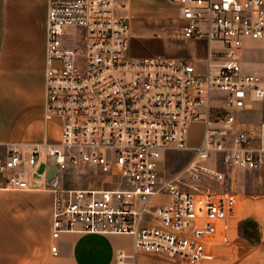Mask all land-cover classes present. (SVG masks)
<instances>
[{
	"label": "built area",
	"instance_id": "1",
	"mask_svg": "<svg viewBox=\"0 0 264 264\" xmlns=\"http://www.w3.org/2000/svg\"><path fill=\"white\" fill-rule=\"evenodd\" d=\"M170 1L182 38L206 43L204 67L132 55L131 25L116 0H47L46 116L61 119L60 138L44 143L43 162L41 144L0 143V188L52 191L54 240L65 231L126 234L135 253L202 261L218 222L206 182H224L225 169L264 170V122L246 128L239 117L264 99L263 76L243 61L248 41L264 38V0ZM194 123L204 124L200 145L166 177L163 153L189 149ZM77 167L123 185L65 188Z\"/></svg>",
	"mask_w": 264,
	"mask_h": 264
},
{
	"label": "crops",
	"instance_id": "2",
	"mask_svg": "<svg viewBox=\"0 0 264 264\" xmlns=\"http://www.w3.org/2000/svg\"><path fill=\"white\" fill-rule=\"evenodd\" d=\"M121 1L136 5L139 0ZM151 1L157 6L156 17L163 23L169 22L165 7L159 0ZM130 15L135 19L141 14L131 11ZM178 21L181 33L183 20L179 15ZM130 25L134 37L135 30ZM46 36L47 0H0V143L44 144L60 138L61 119L46 116ZM182 46L203 47L205 61V42L188 40ZM245 54L263 59L262 67H248L246 62L244 66L249 72L261 73L264 81V38L248 43ZM243 111L240 118L243 127L263 123L264 99H253ZM11 114H16L19 121L3 124L1 119ZM53 120L57 122L55 138L50 135ZM225 172L224 182L218 185H214L216 181L206 182L215 197L216 225L222 234L217 245L206 248L204 262L264 264V170L233 168ZM226 180L229 182L224 185ZM9 191L0 188V264H118L121 253L127 255V264H138L141 257L151 259L153 264L154 255L180 258L144 251L135 253L133 237L126 234L65 231L54 240L51 236L54 193L35 189L29 197L32 199L15 200ZM49 195H52L50 203ZM54 244L57 254L51 250Z\"/></svg>",
	"mask_w": 264,
	"mask_h": 264
},
{
	"label": "rangeland",
	"instance_id": "3",
	"mask_svg": "<svg viewBox=\"0 0 264 264\" xmlns=\"http://www.w3.org/2000/svg\"><path fill=\"white\" fill-rule=\"evenodd\" d=\"M118 12L127 15L128 20L133 24L135 30V36H130L131 54L134 56H154L158 54L168 55L175 58H188L197 63L199 66L204 67L203 58L205 57V49L201 46L183 48V42H188L186 39H182L180 36V24L178 21V6L172 3L170 0H159V4H162L169 17V22L163 23L156 17L158 12L157 6H155L151 0H139L136 5H131L129 1L122 2L116 0ZM131 11L141 14L140 18H133L130 14ZM254 40H249L248 43H253ZM201 58V59H200ZM199 59V60H198ZM244 63L248 67L257 68L262 67L263 59L259 56H253L250 54H244ZM202 67V68H203ZM261 74V73H260ZM262 75V74H261ZM244 111L240 112L239 117L243 118ZM3 124H12L19 121V117L16 114L11 116L6 115L1 119ZM56 120L52 121L50 127V135L53 138L57 135V128L55 127ZM57 123V122H56ZM204 133L203 123H194L189 127L188 142L189 149L179 150L174 147L168 148L163 153V169L166 177H170L178 173L183 167H185L194 156V149L198 147L202 141ZM59 142V139H55L53 143ZM61 147V146H60ZM41 161H47L49 148L45 144H41ZM27 147V152H29ZM26 168H29L26 163ZM224 170V168H221ZM227 180L230 181L229 178ZM224 185L227 184V181ZM215 182V181H212ZM215 182L214 185H218ZM122 182L117 177H112L110 174H104L96 169L87 167L71 168V171L64 177L65 188H80V189H100V188H115L122 187ZM12 192L13 199L25 200L29 198L32 190H17L9 189ZM35 190V189H34ZM52 201V195H49V203ZM221 227V226H220ZM222 230L221 228H215L211 241L208 242L206 248L211 249L213 245H217V240L220 238ZM232 245V244H231ZM221 244H218L220 247ZM225 246V245H223ZM230 246V245H229ZM217 247V246H216ZM233 247V246H231ZM153 264H205L204 260L198 262H191L183 258H171L164 255H154ZM138 264H151L149 258H139Z\"/></svg>",
	"mask_w": 264,
	"mask_h": 264
},
{
	"label": "water",
	"instance_id": "4",
	"mask_svg": "<svg viewBox=\"0 0 264 264\" xmlns=\"http://www.w3.org/2000/svg\"><path fill=\"white\" fill-rule=\"evenodd\" d=\"M44 167H45V165L44 164H41L40 169H39V172H43ZM54 169H55V167H52L51 168V170L49 172V177H52Z\"/></svg>",
	"mask_w": 264,
	"mask_h": 264
}]
</instances>
